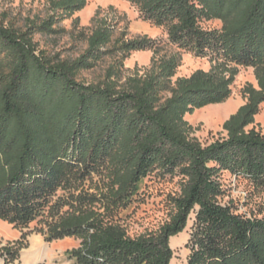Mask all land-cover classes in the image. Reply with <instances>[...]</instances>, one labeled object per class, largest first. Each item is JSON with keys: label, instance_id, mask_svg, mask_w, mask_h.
I'll return each mask as SVG.
<instances>
[{"label": "trees", "instance_id": "obj_1", "mask_svg": "<svg viewBox=\"0 0 264 264\" xmlns=\"http://www.w3.org/2000/svg\"><path fill=\"white\" fill-rule=\"evenodd\" d=\"M144 20L167 29L165 39L128 38L113 7L91 26L60 24L88 0H48L44 17L0 20V220L27 225L44 215L70 179L114 168V196H131L154 174L182 177L169 222L137 238L126 228L99 226L91 210L64 214L50 239L86 233L74 252L80 264H171V239L196 213L189 264H264V211L237 214L221 199L230 173L264 186V134L255 128L264 105V0H130ZM203 21H219L205 30ZM69 35L84 44L76 56L41 47L36 35ZM72 49V46L68 50ZM214 53L210 71L176 80L182 51ZM152 51L150 66L128 71L134 52ZM98 79L89 81L107 60ZM252 67L245 103L211 144L193 137L186 116L226 102L237 69ZM13 257V256H12Z\"/></svg>", "mask_w": 264, "mask_h": 264}, {"label": "rangeland", "instance_id": "obj_2", "mask_svg": "<svg viewBox=\"0 0 264 264\" xmlns=\"http://www.w3.org/2000/svg\"><path fill=\"white\" fill-rule=\"evenodd\" d=\"M48 0H0V20L8 16L18 24L26 18L44 17ZM113 7L121 18L122 30H126L128 38L149 36L153 39H165L167 29L146 21L138 8L130 0H88L82 11L72 18L63 21L60 26L72 32L75 20L79 26L88 28L98 9L108 11ZM205 30H219V21H203ZM35 40L41 47L61 51L63 56H76L84 44L73 42L69 35H36ZM72 46V49L68 50ZM152 51L134 52L125 61V68L134 71L136 68L150 66ZM216 55L208 52L198 56L192 51H182V65L174 80L189 77L198 70L210 71L215 64ZM111 63L107 59L93 73L85 74L89 80L98 79L104 69ZM237 69L231 97L222 104L210 105L195 110L186 116L193 126V137L207 145L226 136L224 123L244 105V88L248 84L257 85L252 67L233 64ZM255 128L264 134V105L256 116ZM182 177L179 175L162 176L154 174L146 178L131 196L117 198L114 196V168L102 166L90 178L77 181L70 179L65 189L60 190L43 216L33 222L16 226L0 220V264H80L74 254L84 243L86 233L74 236L50 239L51 227L58 223L64 214L85 210L100 214L99 226L106 227L117 223L126 228L132 238L142 234L157 232L170 220L176 198L181 189ZM225 195L222 204L228 205L234 212L242 215H257L264 211V186H257L243 177L226 173L223 177ZM196 213L190 215L188 225L183 233L171 239L174 257L171 264H189L191 255V238L194 232ZM13 256V257H12Z\"/></svg>", "mask_w": 264, "mask_h": 264}]
</instances>
